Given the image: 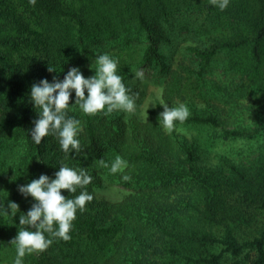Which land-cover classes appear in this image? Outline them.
I'll list each match as a JSON object with an SVG mask.
<instances>
[{
  "label": "trees",
  "instance_id": "trees-1",
  "mask_svg": "<svg viewBox=\"0 0 264 264\" xmlns=\"http://www.w3.org/2000/svg\"><path fill=\"white\" fill-rule=\"evenodd\" d=\"M102 53L118 59L133 97L129 85L143 84L133 71L155 62L162 101L184 103L188 117L167 131L162 105L144 117L71 105L80 151L66 155L52 134L34 143L32 84L72 67L92 76ZM213 154L226 165L202 163ZM116 155L126 165L113 178L129 188L119 201L96 194L100 161ZM61 163L86 169L93 199L70 239L26 253L24 264H264V0H229L223 11L209 0H0V204L9 213L0 214V264H12L19 216L34 203L18 186L54 178ZM9 201L21 205L15 217Z\"/></svg>",
  "mask_w": 264,
  "mask_h": 264
},
{
  "label": "clouds",
  "instance_id": "clouds-1",
  "mask_svg": "<svg viewBox=\"0 0 264 264\" xmlns=\"http://www.w3.org/2000/svg\"><path fill=\"white\" fill-rule=\"evenodd\" d=\"M221 11L226 9L229 0H209ZM119 61L108 53H102L95 59V74L85 77L79 67H72L62 80L53 78L49 82L47 78L34 83L30 89V99L37 113L38 119L33 122L30 129V137L36 144L49 134L58 138L60 149L67 155L80 151L79 135L82 131L80 120L68 115L71 105H76L86 115L104 114L113 111L132 112L135 110V99L130 95V90L118 73ZM49 67V71H53ZM143 70H137L134 77L144 79ZM75 93L74 104L69 100ZM87 91V95L85 92ZM163 111L159 114V126L171 131L176 121L183 122L189 115V110L184 103L169 107L167 103H161ZM104 168L111 174L122 172L126 162L120 155H116L111 162L100 161ZM122 179L128 180L127 175ZM93 177L85 168H74L61 163L54 178L47 174H41L29 183L19 185V192L25 196H31L34 200L31 208L19 216L20 227L17 235L11 241L15 246L16 255L12 264H24L23 258L27 254L46 250L54 239H70V230L77 212L85 211L87 202L93 199V195L86 187ZM78 195L66 198L62 189ZM8 208L15 217L19 205L9 201ZM0 214H9L7 209L0 204ZM47 234V235H46Z\"/></svg>",
  "mask_w": 264,
  "mask_h": 264
},
{
  "label": "rangeland",
  "instance_id": "rangeland-1",
  "mask_svg": "<svg viewBox=\"0 0 264 264\" xmlns=\"http://www.w3.org/2000/svg\"><path fill=\"white\" fill-rule=\"evenodd\" d=\"M192 39L193 38H190L189 41H193ZM185 45H187V44H185ZM155 69H156V64H155V62H153L151 66H148L146 64L140 65L139 67L135 68V70L133 71V73H135V71H137V70H143V72L145 74L144 79L142 80L143 84L141 82L138 83V81H135V83H133L132 85H129L134 97L139 98V96L141 94L140 91H146V92H144V98H142L141 101L137 100L140 103L139 104H138V102L135 103V110L132 112H127L128 114L129 113H137L141 117H144L145 115H147V113L150 111V109L158 108L159 106H161V103H164L161 99L163 86L158 81L157 82L151 81L152 79H154V76L156 73ZM153 82H154V84H153ZM173 105H176V104H173ZM173 105H169V107H171ZM187 108L189 109L188 106H187ZM249 124H250V121H249ZM191 128H193V127H191ZM191 128L190 127H181L178 129L181 132H183L184 134L185 133L191 134L192 131L188 130ZM194 130L198 131V130H200V128L194 127ZM215 150H217V149H215ZM112 159H114V156H112ZM219 160L226 165L225 160L223 161L218 154H213L209 158L205 159V161H202V163H204V164L206 162L209 163V161L218 162ZM104 171H106L104 184L96 190V194L99 197H103V198L114 200V201H119V200L123 199L129 193V188L124 186V185L119 184L117 182V180L115 178H113L119 172H117L116 174H111L107 168H105ZM12 202H14V201H12ZM15 203H17L19 205V208L21 207V205L18 201H15Z\"/></svg>",
  "mask_w": 264,
  "mask_h": 264
}]
</instances>
